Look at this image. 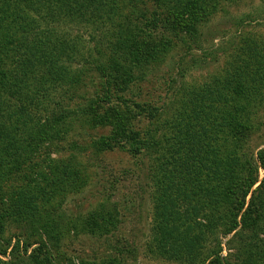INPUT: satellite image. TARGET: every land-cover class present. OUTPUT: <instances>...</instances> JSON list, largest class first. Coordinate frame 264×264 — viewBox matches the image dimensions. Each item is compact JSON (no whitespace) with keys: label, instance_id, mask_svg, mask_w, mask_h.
Listing matches in <instances>:
<instances>
[{"label":"trees","instance_id":"1","mask_svg":"<svg viewBox=\"0 0 264 264\" xmlns=\"http://www.w3.org/2000/svg\"><path fill=\"white\" fill-rule=\"evenodd\" d=\"M249 1L0 0V196L36 162V177L8 208L29 241L6 236L0 223V264H22L24 256L28 264H55L50 246L62 236L55 207L85 188L78 159L90 151L67 135L89 119L113 130L93 148L127 153L148 170L154 256L175 264H264V133L255 145L264 37L234 33L232 47L221 43L209 61L177 53L207 54L213 32L255 25L251 13L232 12ZM177 62L180 78L168 83L162 102L144 104L143 87ZM216 66L189 82L193 69ZM88 74L98 85L86 97ZM133 118L147 126L136 130ZM120 216L100 203L83 231L108 236L120 229Z\"/></svg>","mask_w":264,"mask_h":264},{"label":"rangeland","instance_id":"2","mask_svg":"<svg viewBox=\"0 0 264 264\" xmlns=\"http://www.w3.org/2000/svg\"><path fill=\"white\" fill-rule=\"evenodd\" d=\"M264 0H250L237 11H232L236 16L250 14L254 17L256 24H244V28L235 27L225 31L213 32L216 38L215 45L210 41L206 45L207 54L204 52L189 51L183 47L178 49V59L184 57L186 53L187 62L194 57L209 61V53L218 50V46L224 43L228 47L234 44V33H254L264 37ZM224 40V41H223ZM180 46V44H179ZM194 49V48H193ZM204 51V50H203ZM178 61V60H177ZM174 70L165 69L154 82L143 87L144 104L158 105L162 102L168 90V83L173 79L179 80L180 67L178 62L174 65ZM221 67L209 68L206 70L193 69L188 75L189 82L198 83L209 75H213ZM164 66L160 68L162 71ZM170 77H169V76ZM93 74H88L82 90V94L89 96L98 85V78ZM256 116L260 134L255 137V145H260L264 133V112ZM136 130H142L147 126L144 118L130 119ZM112 126L96 125L91 119L81 123H76L70 128L67 141H77L82 147L89 148L87 154L80 156L78 161L86 169L87 183L85 188L75 194L63 197L56 204L57 212L55 216L56 225L62 236L51 243V251L55 264H175L164 258L154 256L149 250L152 229L153 202L148 188L146 176L148 170L141 171L136 167L135 159L122 151L99 152L93 146L102 136L112 135ZM66 158V155H53V159ZM36 165L27 166L22 169L15 179L5 185L3 194L0 196V223L6 228V236L15 235L17 238L27 239L26 229L14 224L8 217V208L13 195L26 185L32 178L36 177L35 171L31 169ZM86 167V168H85ZM263 178V173H262ZM110 204L117 207L122 221L120 229L108 236H95L85 229L84 221L100 203ZM83 226L85 231H83ZM61 234V233H60ZM37 247L36 245L33 249ZM227 255V251L225 252ZM24 262V263H23ZM27 256L22 257V264H28Z\"/></svg>","mask_w":264,"mask_h":264}]
</instances>
